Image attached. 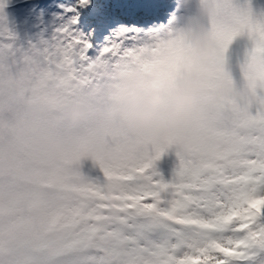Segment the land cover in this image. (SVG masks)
<instances>
[{
	"label": "snow or ice",
	"instance_id": "1",
	"mask_svg": "<svg viewBox=\"0 0 264 264\" xmlns=\"http://www.w3.org/2000/svg\"><path fill=\"white\" fill-rule=\"evenodd\" d=\"M68 11L39 44L0 26V264H264V4L199 0L183 26L173 15L147 33L122 30L95 57ZM200 24L219 48L207 67L192 54ZM98 65L135 69L152 87L204 74L207 110L170 179L157 164L171 143L107 129L113 77ZM221 82L230 90L217 99ZM77 106L89 123L72 124ZM46 135L64 149L59 163ZM89 160L102 176L83 171Z\"/></svg>",
	"mask_w": 264,
	"mask_h": 264
},
{
	"label": "clouds",
	"instance_id": "2",
	"mask_svg": "<svg viewBox=\"0 0 264 264\" xmlns=\"http://www.w3.org/2000/svg\"><path fill=\"white\" fill-rule=\"evenodd\" d=\"M211 14V6L202 10V15ZM192 54L199 65L207 67L210 58L219 53L216 40L203 25L195 26L191 34ZM98 72L111 73L112 79L102 89L107 98L103 120L107 129L133 138H142L155 143H171L172 149L187 152L193 147V129L207 110L204 74L197 68L179 75L171 84L152 87L146 77L135 69L121 74L120 69L97 66ZM103 78V77H101ZM230 90L227 82H221L216 97L219 99ZM90 109L77 106L71 114L74 126L89 123ZM46 158L60 162L63 147L46 135L41 141Z\"/></svg>",
	"mask_w": 264,
	"mask_h": 264
},
{
	"label": "rangeland",
	"instance_id": "3",
	"mask_svg": "<svg viewBox=\"0 0 264 264\" xmlns=\"http://www.w3.org/2000/svg\"><path fill=\"white\" fill-rule=\"evenodd\" d=\"M186 0H6V8L0 12V26L16 36V43L39 44L41 39H51L55 30L67 23L75 8L78 24L75 30L92 44L90 55H99L122 30L139 29L141 34L161 26H167L173 15L181 20L198 12L199 0H191L188 7H182ZM160 3V4H159ZM264 4V0H260ZM128 12H135L132 16ZM135 16V17H134ZM233 45V53L239 48ZM179 161L175 150H170L158 162L157 168L165 179H170ZM83 171L92 177L102 173L89 160L84 163Z\"/></svg>",
	"mask_w": 264,
	"mask_h": 264
},
{
	"label": "bare ground",
	"instance_id": "4",
	"mask_svg": "<svg viewBox=\"0 0 264 264\" xmlns=\"http://www.w3.org/2000/svg\"><path fill=\"white\" fill-rule=\"evenodd\" d=\"M156 1H158V0H156ZM159 1H160V0H159ZM159 4H160V3H159ZM134 13H135V12H132V13H131V12H128V14L131 15V16H132ZM134 17H135V16H134ZM181 24H182V23H181ZM182 26H183V25H182Z\"/></svg>",
	"mask_w": 264,
	"mask_h": 264
}]
</instances>
